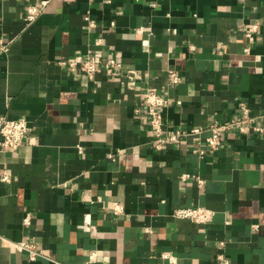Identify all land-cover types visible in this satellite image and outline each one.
I'll use <instances>...</instances> for the list:
<instances>
[{"label":"crops","instance_id":"0c3cea01","mask_svg":"<svg viewBox=\"0 0 264 264\" xmlns=\"http://www.w3.org/2000/svg\"><path fill=\"white\" fill-rule=\"evenodd\" d=\"M0 38V119L30 127L0 148V264H264V130L225 133L213 152L204 142L241 102L264 129V0H0ZM87 53L120 61V76L59 63ZM151 88L168 97L166 131L202 132L156 151ZM187 207L212 218L173 215ZM17 241L43 256L28 261Z\"/></svg>","mask_w":264,"mask_h":264},{"label":"built area","instance_id":"2783aa9c","mask_svg":"<svg viewBox=\"0 0 264 264\" xmlns=\"http://www.w3.org/2000/svg\"><path fill=\"white\" fill-rule=\"evenodd\" d=\"M47 1H42L41 6L29 5L26 8V13L23 18L27 24L36 20V18L42 13L43 8L46 6ZM88 20V18H87ZM89 26L94 24L89 22ZM259 23L254 22L246 26L243 30V34L249 40L252 39L253 34L258 30ZM9 43L4 42L0 38V54L8 50ZM63 66H67L73 70L80 69L90 79L94 78L96 71L101 68L105 70L106 74L112 77L120 76L122 64L120 61L106 57L103 62L98 63L94 60L90 54H85L80 61L75 60H61L59 62ZM133 73V72H130ZM166 78L168 83L176 85L180 82V76L172 69L167 71ZM168 103V97L156 88H151L145 95V117L147 125L151 131L153 137V146L156 151H160L163 146L170 142H176L181 137L189 135H197L202 132V128H192L191 130L184 131H166L163 124L162 110ZM138 112V110H137ZM264 117V114L262 115ZM257 116H252L247 104L241 102L239 104V111L237 114L225 122H214L207 127L209 135L205 137L204 142L208 151L213 152L222 147V136L228 132H234L239 134H246L249 128H253L256 133H262L263 127L255 124ZM30 132V127L25 118H5L0 119V148L1 150H17L24 142ZM188 177L187 175L184 178ZM10 180L9 173L4 171L0 175V181L7 183ZM113 209L118 212L121 206L114 205ZM176 218L186 219L197 224H206L212 218V211L203 207H187L179 208L173 212ZM24 225L30 224V216L26 214L23 220ZM12 247L18 252H24L27 255L28 261H34L36 258L43 256L42 250L38 249L35 244L26 241L10 242ZM221 247L224 246V242H220ZM95 254L89 256L90 259L94 258ZM165 256V254H163ZM214 264H230L229 258L219 253L216 255Z\"/></svg>","mask_w":264,"mask_h":264}]
</instances>
